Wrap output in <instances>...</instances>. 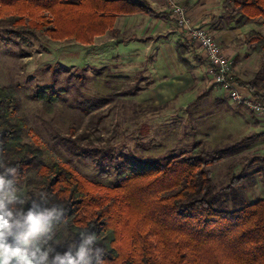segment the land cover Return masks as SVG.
I'll return each mask as SVG.
<instances>
[{
    "label": "trees",
    "instance_id": "16d2710c",
    "mask_svg": "<svg viewBox=\"0 0 264 264\" xmlns=\"http://www.w3.org/2000/svg\"><path fill=\"white\" fill-rule=\"evenodd\" d=\"M222 9L231 28L240 29L249 22L264 27V0H223ZM0 12H8L7 19L14 25L5 31L8 35L32 38L41 34L51 41L72 40L82 45L92 44L106 32L116 33L119 15L163 16L139 0H0ZM249 36L245 44L264 54V35L252 30ZM191 48L193 44L187 42L177 48L178 61L187 68L185 55ZM199 60L207 65L205 59ZM262 72L264 55L257 75ZM234 80L264 104L257 79ZM207 94L197 96L192 105ZM35 98L49 107L59 100L49 87H43ZM17 102L15 90L0 84V163L17 164L22 186L33 195L46 191L51 203L66 209L58 233L74 234L85 228L96 232L105 248L106 264H264V198L247 204L241 186L233 193L240 180L264 175V156L254 157L260 168L244 176L216 179L209 169L241 151L245 139L232 149L194 144L162 161L117 157L111 170L118 183L102 186L64 162L46 163L43 146L34 138L31 143L25 141L29 131L17 114ZM250 137L262 139L264 132ZM62 138L72 153L87 161L91 155L110 151L82 146L72 129ZM32 171L35 176L30 177Z\"/></svg>",
    "mask_w": 264,
    "mask_h": 264
},
{
    "label": "rangeland",
    "instance_id": "374dc122",
    "mask_svg": "<svg viewBox=\"0 0 264 264\" xmlns=\"http://www.w3.org/2000/svg\"><path fill=\"white\" fill-rule=\"evenodd\" d=\"M222 15L220 25L233 30V35L230 34L233 40L226 45L216 41L229 59L233 60L230 53L237 54L238 59L233 63L234 77L244 81L257 79V84L264 91V72L257 75L264 54L253 52L251 46L245 44L250 39V31L264 35V27L249 22L241 29H234L231 28L232 22L224 13ZM7 16L8 12H0V37L9 40H0V84L15 90L17 114L25 119L29 131L25 141L31 143L34 138L43 146L46 163L64 162L92 182L113 186L118 179L111 166L117 157L162 161L188 151L194 144L203 145L206 149H232L235 143L245 139L241 151L209 167L212 177H225L227 180L234 175L239 176L242 168L243 173L260 168L259 162L252 159L264 156V138H251L252 131L256 129L252 124L245 126L229 117L231 112L220 110L238 104L212 84L206 65L195 60L196 55L204 59L197 46H193L185 56L186 62L189 59L195 67L191 68L187 62L193 76L191 96L178 97L175 102L159 106L138 105L135 94L147 86L142 74L132 72L133 80H120L116 76V69L122 63L119 58L115 59L117 51L113 45L122 36L106 32L101 42L82 45L72 40L51 41L41 34L32 38L8 35L5 31L13 30L14 25L10 24ZM209 33L215 38L212 32ZM43 87L58 93L59 100L53 106H46L35 98ZM206 91L208 94L197 106L191 105L195 97ZM100 101L103 104H99ZM95 105L94 111L87 112V108ZM239 106L251 121L254 115L246 107ZM70 129L82 146L106 147L110 151L103 156L91 155L88 161L78 157L66 142L62 143L63 135ZM258 130L261 128L257 127ZM29 176H35V171ZM246 178L234 187L233 193L241 186L243 195H248V199L245 197L247 204L264 198V175Z\"/></svg>",
    "mask_w": 264,
    "mask_h": 264
},
{
    "label": "crops",
    "instance_id": "0c3cea01",
    "mask_svg": "<svg viewBox=\"0 0 264 264\" xmlns=\"http://www.w3.org/2000/svg\"><path fill=\"white\" fill-rule=\"evenodd\" d=\"M139 1L146 2L154 12L161 13L163 16L153 17L145 13H135L116 17L114 30L116 35L122 36L120 41L113 45L115 51H117L114 57L115 59L119 58L122 63L120 68L116 69V76L120 80H133L132 72L137 73V75L142 74V79L146 80L147 86L141 87L140 91L135 94L134 98L138 105L153 104L159 106L171 101L175 102L178 97L191 96L192 73L189 67L187 68L178 61L177 55L178 46L183 45L185 42L190 43L188 42L189 40L174 24L163 0ZM175 1L187 9L194 24L207 29L208 32H212L215 40L221 42L222 45L232 42L233 38L230 34H232L233 30H226L220 25L222 22L220 18H222L224 13L222 9L223 0ZM105 37L106 35L95 37L92 45H95L98 41L101 42L100 39ZM193 46L196 47L194 44ZM229 55L233 59H238L236 58V53H230ZM194 58L200 62V56L196 55ZM187 62H189V59ZM148 65L149 68H147ZM190 65L192 66L191 68H195L193 64ZM137 66H140V68H137ZM241 90L246 92L244 88ZM228 108V110L225 108L220 110L231 112L229 117L232 116L231 118L234 121H238L245 126L252 124L253 128H256L252 131L253 133L264 132L263 117L254 115L252 116L253 119L249 121L247 115L242 113L243 111H241L242 109L239 105H232ZM257 127H260L261 130L257 131ZM247 173L250 172L245 174ZM240 175L244 176V173L242 172ZM259 182L260 180H257V183ZM244 196L247 197L248 195L245 194Z\"/></svg>",
    "mask_w": 264,
    "mask_h": 264
},
{
    "label": "clouds",
    "instance_id": "9594fccd",
    "mask_svg": "<svg viewBox=\"0 0 264 264\" xmlns=\"http://www.w3.org/2000/svg\"><path fill=\"white\" fill-rule=\"evenodd\" d=\"M17 164L0 163V264H106L96 232L58 233L66 209L48 193L33 195Z\"/></svg>",
    "mask_w": 264,
    "mask_h": 264
},
{
    "label": "built area",
    "instance_id": "2783aa9c",
    "mask_svg": "<svg viewBox=\"0 0 264 264\" xmlns=\"http://www.w3.org/2000/svg\"><path fill=\"white\" fill-rule=\"evenodd\" d=\"M163 1L166 3L174 24L189 41L197 46L207 61V74L212 84L226 92L234 103L246 107L256 117L264 118V104L247 91L241 90L242 88L234 80L233 60L223 53L215 38L207 29L194 24L183 5L175 0Z\"/></svg>",
    "mask_w": 264,
    "mask_h": 264
}]
</instances>
